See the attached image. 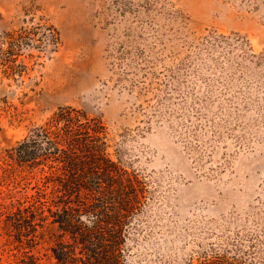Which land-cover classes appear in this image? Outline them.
Here are the masks:
<instances>
[{"label":"rangeland","instance_id":"obj_1","mask_svg":"<svg viewBox=\"0 0 264 264\" xmlns=\"http://www.w3.org/2000/svg\"><path fill=\"white\" fill-rule=\"evenodd\" d=\"M63 106L143 181L126 264H264V0H0V264L27 260L3 220L40 176L5 150Z\"/></svg>","mask_w":264,"mask_h":264},{"label":"trees","instance_id":"obj_2","mask_svg":"<svg viewBox=\"0 0 264 264\" xmlns=\"http://www.w3.org/2000/svg\"><path fill=\"white\" fill-rule=\"evenodd\" d=\"M4 156L3 171L12 183L40 173L35 195L3 220L7 234L25 248L21 264H35L31 250L48 228L55 229L49 247L55 264H126L127 229L142 204L144 184L110 159L98 118L58 107ZM198 264L236 263L218 253Z\"/></svg>","mask_w":264,"mask_h":264}]
</instances>
